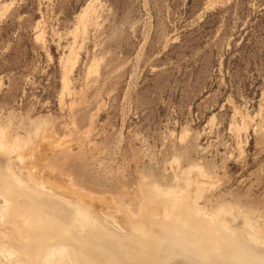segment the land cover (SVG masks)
<instances>
[{"label": "rangeland", "instance_id": "rangeland-1", "mask_svg": "<svg viewBox=\"0 0 264 264\" xmlns=\"http://www.w3.org/2000/svg\"><path fill=\"white\" fill-rule=\"evenodd\" d=\"M203 263L264 264V0H0V264Z\"/></svg>", "mask_w": 264, "mask_h": 264}, {"label": "bare ground", "instance_id": "bare-ground-1", "mask_svg": "<svg viewBox=\"0 0 264 264\" xmlns=\"http://www.w3.org/2000/svg\"><path fill=\"white\" fill-rule=\"evenodd\" d=\"M210 224H211V223H210ZM188 227H189V226H188ZM188 227H187V228H188ZM188 230H190V229H188ZM222 231H223V230H222ZM254 239H255V238H254ZM255 240H256V239H255ZM237 241H238V240H237ZM239 242L243 243V242L240 241V240H239ZM254 251H255V250H254ZM179 253H180V252H179ZM259 253H260V252H259ZM257 254H258V252H257ZM176 258H177V257H176ZM177 259H178V258H177ZM241 262H243V261H241ZM241 262H240V263H241ZM161 263H162V261H161ZM203 264H204V263H203ZM242 264H247V263H242Z\"/></svg>", "mask_w": 264, "mask_h": 264}]
</instances>
